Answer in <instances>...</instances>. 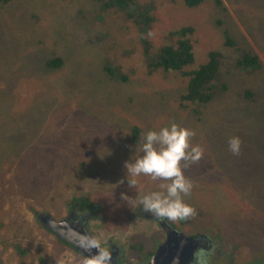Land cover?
<instances>
[{"label": "rangeland", "instance_id": "obj_1", "mask_svg": "<svg viewBox=\"0 0 264 264\" xmlns=\"http://www.w3.org/2000/svg\"><path fill=\"white\" fill-rule=\"evenodd\" d=\"M142 1L153 6L154 51L191 27L196 63L221 53L211 101L183 104L182 72L149 75L139 33L119 11L100 12L93 0L0 3V264H84L35 217L59 220L79 197L101 206L87 226L92 236L137 264L142 243L150 249L163 236L140 215L137 197L162 181L140 176L129 186L123 165L147 130L173 122L193 130L191 143L204 148L183 168L193 182L184 198L192 220L222 237L231 264H264V0H204L194 8ZM227 32L234 48L225 46ZM244 52L262 70L237 69ZM57 59L59 67H47ZM108 61L126 80L106 71ZM232 136L242 140L239 155L228 150ZM215 264L228 263L221 256Z\"/></svg>", "mask_w": 264, "mask_h": 264}, {"label": "clouds", "instance_id": "obj_2", "mask_svg": "<svg viewBox=\"0 0 264 264\" xmlns=\"http://www.w3.org/2000/svg\"><path fill=\"white\" fill-rule=\"evenodd\" d=\"M195 135L193 130L174 122L158 130H147L142 135L139 148L135 149L133 155L135 158L132 156L129 161H125L123 167L129 186L135 187L137 183L135 178L140 176L162 181L158 186L159 190L137 197L143 211L157 218L172 221L184 220L195 214V209L184 199L192 192L193 182L183 171L189 162L197 163L204 155L202 146L191 143V138ZM227 146L233 155H239L242 140L239 136H232ZM128 176L133 179L128 180ZM126 198L129 197L122 195V199ZM87 247L97 249V253L87 258L84 264H111V253L101 247L100 239H91ZM194 258L196 264H207L203 250H197ZM174 264H179V258L174 260Z\"/></svg>", "mask_w": 264, "mask_h": 264}, {"label": "trees", "instance_id": "obj_3", "mask_svg": "<svg viewBox=\"0 0 264 264\" xmlns=\"http://www.w3.org/2000/svg\"><path fill=\"white\" fill-rule=\"evenodd\" d=\"M13 0H0L1 4H7ZM100 7V12L119 11L125 18L131 21L136 27L139 35L140 43L143 47V56L145 59L147 72L149 75L158 72L168 73L170 71L182 72L188 77L185 92L180 97V101L184 104H206L211 101L218 91V87L214 81L218 80L221 75L222 55L216 50L207 53L206 60L196 63L193 52V39L190 35L193 33L191 27L182 28L176 32L170 33L168 42L158 48L156 51L152 49L151 42L148 39V33L154 22L152 14L153 6L142 0H93ZM188 8H194L204 2V0H183ZM219 3V1H217ZM225 33V46L234 48L235 45L229 41ZM195 62V63H194ZM106 71L115 78L126 80L124 74L114 68L109 61L107 62ZM47 67H59L60 62L57 60H49ZM235 67L241 71L259 72L262 70V64L259 58L250 53L244 52L238 57ZM224 89V86H221ZM221 92V90H220ZM134 132H138L136 128ZM62 242V241H61ZM64 243V242H63ZM70 246L75 252L74 247ZM133 249H137L140 242L135 240L132 244ZM78 253V252H77ZM79 254V253H78Z\"/></svg>", "mask_w": 264, "mask_h": 264}, {"label": "flooded vegetation", "instance_id": "obj_4", "mask_svg": "<svg viewBox=\"0 0 264 264\" xmlns=\"http://www.w3.org/2000/svg\"><path fill=\"white\" fill-rule=\"evenodd\" d=\"M97 210H101L100 205L91 203L87 197H79L74 201L72 200L71 205L66 209V214L59 220L54 219L48 213L37 214H46L51 216L56 221L68 220L69 222H76L80 226L87 227L88 223L92 220L93 214L95 215L97 213ZM138 212L140 213V215L145 217V219L155 222L158 228L163 233V236L158 234V241L155 242V244H153L150 249H147L146 245L142 243L143 249L140 254L141 259L137 264H146L153 256L157 248L168 240L169 235L171 236V238L177 239V233L181 234L184 237H190L197 240V246L194 250V253L197 252V250H203L207 257V264H215V261L218 260L221 256H223L227 260L228 264H231L233 262V251H230V253H226V251L223 250L222 237L219 234H216L213 237L208 235L202 228V223L196 224L195 221L192 220L193 216L184 220H177L176 223H174V221L172 220L160 219L149 212L143 211L141 206L139 207ZM39 223L41 224V222ZM152 234L153 235L151 236L153 237L157 235V233ZM129 243L130 245L132 244L131 241H129ZM107 250L117 253L116 264H127V258L123 254L121 248L114 242H108ZM194 253L193 260L189 264H196Z\"/></svg>", "mask_w": 264, "mask_h": 264}, {"label": "water", "instance_id": "obj_5", "mask_svg": "<svg viewBox=\"0 0 264 264\" xmlns=\"http://www.w3.org/2000/svg\"><path fill=\"white\" fill-rule=\"evenodd\" d=\"M35 215L45 229L53 233L60 241L74 247L85 259L97 253V249L87 247L89 241L94 239L87 227L68 220L56 221L46 214L36 213ZM176 235L177 239L169 235L168 240L157 248L146 264H174L176 258H179V264H189L193 260L197 240L178 233ZM110 253L111 264H116L117 253Z\"/></svg>", "mask_w": 264, "mask_h": 264}, {"label": "bare ground", "instance_id": "obj_6", "mask_svg": "<svg viewBox=\"0 0 264 264\" xmlns=\"http://www.w3.org/2000/svg\"><path fill=\"white\" fill-rule=\"evenodd\" d=\"M28 167V166H27Z\"/></svg>", "mask_w": 264, "mask_h": 264}]
</instances>
